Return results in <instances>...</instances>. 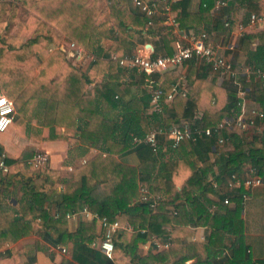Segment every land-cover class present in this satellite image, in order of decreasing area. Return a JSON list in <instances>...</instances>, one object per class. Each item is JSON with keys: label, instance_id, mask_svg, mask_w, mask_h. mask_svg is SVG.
<instances>
[{"label": "trees", "instance_id": "obj_1", "mask_svg": "<svg viewBox=\"0 0 264 264\" xmlns=\"http://www.w3.org/2000/svg\"><path fill=\"white\" fill-rule=\"evenodd\" d=\"M24 1L25 5L41 18L35 38L28 44H22L24 47L34 45L35 54L26 60V66L18 62L14 68V82L4 84L7 95L13 99L18 110L23 111L31 103H28L31 99H44L47 103V125L53 120L52 123L65 125L67 130L76 129L79 136H75L74 141L85 145L92 144L100 152L78 166L71 173L72 178L64 181L60 201L65 204V217L52 215L46 207V202L57 195L61 184L58 173L53 170L47 176L38 173L27 178L23 184L22 198L7 200V191L12 186L15 170L19 168L18 161L8 157L7 162L11 169L6 175L0 173V187L4 186V190L0 191V249L7 248L6 253L14 255L19 264H33L34 257L29 254V248L9 249V246L32 233L39 234L52 245H58L67 215L79 212L86 205L91 211L107 217L110 221L125 216L133 230L119 232L115 238L114 252L109 257L94 246L98 236L97 221H81L75 231L72 256L64 258L61 264H124L118 258L119 252L130 259V264H166L173 258L181 261L180 264H187V260L191 259H194L191 264H255L251 254L247 253L240 196L218 192L211 179L224 184L232 173L241 175L249 161L259 169V174L264 176V134L246 142L240 134L233 132L231 135L237 142L235 148L224 159L215 152V161L204 149L207 142L212 143V146L216 143L217 134L211 137L203 134L197 141L184 140L177 148H173L177 156L168 161H161V150L157 153L146 143L134 145L133 142L135 137L144 138L150 132L153 121L158 123L157 126H162L191 120L192 126L215 128L224 118L241 111V99L238 97L236 85L229 80L224 81L222 85L207 81L196 83L194 80L196 87L199 85L196 95H177L169 115L164 120L159 113L149 115L145 112L150 97L145 100L133 98L124 101L115 96L111 85H96L88 92L90 83L96 77L122 81L117 60L97 57L89 72L84 73L65 63L60 50L42 52L40 40H52L53 29L57 28L90 52H96L104 39L110 38L113 40L110 52H115L117 57H121L132 48V38L135 34L144 30L148 20L147 14L133 10L129 0L112 1L109 19L104 17V11L99 8L96 0ZM191 1L178 0L171 4L173 10L181 13L178 20L182 28L210 18V9L214 2L209 0L207 7L193 13L190 11ZM247 1L250 15L264 14V4H258L254 0ZM36 19L32 18L31 21L36 23ZM230 27L233 28V24ZM254 39L258 41V45L252 50L251 41ZM241 51L247 56L250 67L264 71V29L244 34ZM60 66L67 71L62 73L63 76L60 75L61 78L52 79L54 70ZM170 82L171 77L168 75L165 83L166 94L171 90ZM244 84L248 85L246 82ZM250 91L257 103V110L264 113L263 82L259 80ZM101 102L106 103L105 111L123 109L126 112L117 118L109 117L101 110ZM80 119L86 120L85 129L77 127ZM67 134L69 138L73 137ZM222 135L227 137L228 132L223 131ZM0 151H3L2 147ZM129 152H135L139 158L137 169L140 178L121 176L120 171L125 168L121 156ZM32 155L26 152L21 158L25 160L24 167L36 171L26 163ZM215 165L220 168L218 172ZM151 178L157 181L158 188L166 195L165 199L157 202L155 209L151 207L150 201H134L137 188L135 182L138 179L148 181ZM228 195L231 200L236 201L235 208L224 206V213L210 212L209 206L215 202V197H220L223 203ZM168 204L174 206L175 213L166 209ZM167 225L172 226L171 231L165 229ZM197 226L212 228L207 243L186 240V237L194 234V227ZM227 234H232L237 239L231 256L223 258ZM154 235L170 238L171 246L150 252L136 261L139 245Z\"/></svg>", "mask_w": 264, "mask_h": 264}, {"label": "crops", "instance_id": "obj_2", "mask_svg": "<svg viewBox=\"0 0 264 264\" xmlns=\"http://www.w3.org/2000/svg\"><path fill=\"white\" fill-rule=\"evenodd\" d=\"M17 4L22 3V0H16ZM30 1V0H29ZM99 8L104 11V17L110 18V3L114 0H96ZM130 5L133 10L140 11V8L135 3V0H129ZM150 5L155 6V15L153 18H148L145 28L142 32L136 33L132 38L133 46L129 49L124 56L118 58H124L127 56H133L136 54H143L149 56H158L165 54H172L175 49V42L179 37H184L185 33L190 31H195V33L207 32L215 48L228 59H231L238 67L249 66L247 61V56L241 51V40L242 36L246 33H255L264 29V24L253 23L251 21V15L248 10L247 0H230L228 6L217 7L216 0H211L214 2L212 8L210 9V18L202 23L193 24L190 27L182 28L178 20V16L181 14L178 10H173L169 13L165 10V6L172 4L178 0H144ZM258 4H264V0H254ZM206 4V5H205ZM209 0H192L190 4V11L197 13L201 8L207 7ZM18 6L12 0H0V94L7 97V91L4 84H11L14 82V68L22 62L21 65L26 66L28 62L27 59H31L35 54L34 45L24 47L22 44H28L33 40V34L37 33L38 22L41 20L27 5ZM262 15V14H261ZM264 15V14H263ZM173 17L176 19L177 24H172L168 19ZM32 18H37L36 23L32 22ZM228 18H232L233 28L226 27L225 21ZM32 20V21H31ZM149 20L152 23H149ZM30 22V24H29ZM54 38L51 40L42 38L41 48L42 52H54L60 50L62 52L64 62L71 64L76 69L81 72L88 73L92 63L97 57H110L114 58L113 55L117 54L115 52H110V47L113 44V40L110 38L104 39L102 45L97 49L96 52H90L85 48L88 53V57L82 60L70 59L67 57L66 53L61 50V47L66 46L70 41H74L68 38L64 33L59 31L57 28L53 29ZM35 38V37H34ZM76 42V41H75ZM78 43V42H77ZM80 44V43H78ZM81 45V44H80ZM258 41H251V48L255 50L257 48ZM233 47V48H231ZM39 49V48H38ZM17 61V62H16ZM41 63V61H40ZM118 69L122 74V81H109L106 77H96L92 81L87 89L90 92L96 85L104 86L111 85L114 88L115 96H118L124 101L130 99H144L150 97L151 86L148 81V76L138 70L132 68L128 65H120L119 61ZM64 65V64H62ZM61 67V66H60ZM186 74V83L189 90L190 96H195L197 89L194 80L197 82H211L217 85H222L224 81L229 79H221L214 72H212L209 67L200 59H192L185 62L181 66H177L171 70L165 71L164 74L157 76V80L162 82L165 86L168 75L171 77V84L179 76ZM63 76V75H62ZM62 76L60 74L52 76V79H59ZM193 76V77H191ZM230 81V80H229ZM232 82V81H230ZM259 83V80L253 78L251 83H248L247 88L249 89L247 94L244 96L243 102L247 110H257V103L252 98L251 89ZM237 87V86H236ZM238 89V87H237ZM10 98V97H9ZM11 99V98H10ZM13 100V99H12ZM31 99L26 107V109L18 110L16 104V118L11 129L8 130L6 136L3 140H0V147L7 153L9 158H13L18 161L19 168L15 171L12 180V186L7 191V200L11 199H21L24 191L23 184L24 181L35 174L48 175L50 171H55L59 175L60 187L58 189L57 195L51 200L46 202V207L51 212L52 215L56 217H65V204L60 201V194L62 192V185L66 179H71V173L80 165L86 163L88 160L97 155L100 150L91 145H85L80 142L74 141L79 133L76 134V129L67 130L65 125H60L57 123L46 124V112L47 106L44 99L33 100ZM172 102H167L165 104V111L159 116L161 119H165L169 115V111L172 109ZM101 110H104L106 103L100 104ZM24 112L25 124L21 123V114ZM71 113V110H69ZM126 112L123 109L104 110V113L109 117L117 118ZM147 114H156L150 108L145 110ZM158 114V113H157ZM200 116V114H198ZM191 120H182V122H190ZM193 122V121H192ZM181 123V122H180ZM158 123L153 121L151 123V128L157 126ZM173 124V123H172ZM77 127L80 129H85L87 127V122L85 119L78 120ZM73 129V128H72ZM228 132V131H226ZM242 139L246 142L251 141L255 136H262L264 131L259 127L251 128L249 130H237L236 131ZM73 136L68 137V134ZM233 132H228L227 137H225V142L220 143L218 140L215 144L206 143L207 146L204 149L206 154H208L213 161L216 157L214 153L223 159L228 156L230 151L235 148L236 140L231 135ZM76 136V137H75ZM164 141V140H163ZM168 141L164 142V146L161 150V161H168L171 158L177 156L173 148L168 146ZM135 145V144H134ZM209 148V149H208ZM38 150L48 151L51 155L50 163L43 169L32 170L29 167H24L23 162L25 161L21 157L25 155L26 152L34 154ZM30 155V154H28ZM30 158V157H29ZM121 162L124 170L121 173L122 178L126 175L132 177H139V171L137 165L139 164V158L135 152H129L121 156ZM254 165L250 161L246 163L245 169L242 174L247 173V169ZM122 169V168H121ZM120 169V170H121ZM219 166L215 165V170L218 172ZM3 175V174H1ZM213 176L211 175L210 178ZM182 178V177H181ZM214 180V179H211ZM181 181V180H180ZM178 182V187L180 188L181 182ZM137 188L135 190L134 201H139L141 196L142 186H148L150 190L160 195L161 199H165L164 192L158 188L157 181L154 178L151 180H137L135 182ZM223 184V183H221ZM224 185V184H223ZM4 190V186L0 187V191ZM238 196V195H234ZM239 197V196H238ZM241 198V197H240ZM60 201V203H59ZM220 197H215V202L213 204L217 205V211L219 213L226 212L225 207L222 203ZM242 211L241 218L245 222V243L247 247V253H250L255 264H264V185L257 186L250 191V197L247 200L241 198ZM236 207V201L232 200L230 208ZM155 209V208H154ZM166 209L170 212L175 210L172 204H168ZM176 211V210H175ZM123 226L129 224L125 216H119L118 218ZM81 221H91L84 218L79 212L75 215L68 217L66 224L63 225V233L61 235V240L58 245H52L37 233H32L26 237H23L9 246V249L16 247L29 248V254L34 257L33 264H61L64 258H71L72 252L75 245V231L78 228ZM98 223V222H97ZM132 226V225H131ZM133 227V226H132ZM166 230L171 231L172 226L167 225ZM131 231V230H128ZM102 234V228L98 223V236ZM212 228L208 226H197L194 227V234L186 237V240L191 241L196 237L198 242L207 243L211 237ZM157 236V235H154ZM153 236V237H154ZM152 237V238H153ZM159 237V236H157ZM152 238L145 243H141L138 248V257L136 261L140 258L147 256L150 252H157L154 247V241ZM162 241L168 240L167 238L159 237ZM237 237L232 234H227L225 238V248L223 251V258L226 256H231L232 248L236 242ZM60 247H67L68 251L63 253ZM96 247V246H95ZM98 248V247H97ZM7 248L0 249V264H19L14 255L6 253ZM118 258L124 264H130V259L127 258L123 253H118ZM219 258V259H223ZM194 262V259L187 260V264ZM181 261H177V258L169 260L166 264H180ZM135 264V263H134Z\"/></svg>", "mask_w": 264, "mask_h": 264}, {"label": "built area", "instance_id": "obj_3", "mask_svg": "<svg viewBox=\"0 0 264 264\" xmlns=\"http://www.w3.org/2000/svg\"><path fill=\"white\" fill-rule=\"evenodd\" d=\"M230 0H216L217 7L228 6ZM136 5L140 10L147 14L149 18L155 15V6L150 5L144 0H135ZM206 5V4H205ZM165 10L172 12L171 4L165 6ZM172 24H177L173 17L168 19ZM251 21L253 23L264 24V15L252 14ZM151 24L152 21L149 20ZM230 22L225 21L226 27H230ZM233 48V47H231ZM61 50L66 53L67 57L75 60H82L88 57L85 48L75 41H70L66 46H62ZM114 59L119 61L120 65H128L132 68L144 73L148 76L150 82V108L153 112L163 114L164 104L172 102L177 95L187 96L189 90L186 83V74L179 76L171 84V90L166 94L165 86L162 82L157 80V76L163 75L165 71L171 70L177 66L183 65L194 58L204 61L209 69L214 72L221 79H229L238 87V97L241 99L239 105L241 111L235 115L226 117L215 128L203 129L199 126H192L190 122L173 123L171 125L153 126L150 132L144 138L135 137L134 144L146 143L153 148L154 152H159L168 141L171 148H177L181 142L186 139L197 141L201 135L214 136L218 135V142L224 143L225 137L222 135L223 131L236 132L237 130H249L251 128L259 127L264 131V113L259 110H247L243 102L244 96L248 92L246 83H251L253 77L262 81L264 84V71L254 69L250 66L238 67L231 59L221 54L213 44L210 35L203 31L195 33L190 31L185 33L184 37H179L175 42V49L172 54L149 56L143 54H136L124 58H118L113 55ZM244 79L242 80L241 78ZM244 81V82H243ZM166 96V98H165ZM16 106L12 99L0 94V132L8 131L14 124L16 118ZM164 140V141H163ZM165 147V146H164ZM8 155L3 150L0 151V173L6 175L11 165L7 162ZM51 160V155L48 151H36L26 163L36 170L45 168ZM213 186L218 192H228L233 195L240 196L244 201L250 197V191L257 187L264 185V176L259 174V169L252 165L247 169V173L238 174L232 173L226 179L224 185L213 180ZM160 195L154 194L148 186H142L140 200L151 202V207L156 208ZM232 200L231 196H225L223 200L224 206H230ZM210 212L218 213L217 205L209 206ZM176 211L173 210V213ZM80 213L84 215L87 220H96L102 228V234L96 238L94 246L98 247L104 254L111 257L115 249V238L121 230H133V227L128 224L123 226L119 219L110 221L105 216H100L98 213L91 211L88 206H83ZM76 213L68 214V217ZM197 240L196 237L193 238ZM154 247L157 249H168L172 242L168 240L162 241L159 237L154 236ZM63 253L68 251L67 247H60Z\"/></svg>", "mask_w": 264, "mask_h": 264}, {"label": "rangeland", "instance_id": "obj_4", "mask_svg": "<svg viewBox=\"0 0 264 264\" xmlns=\"http://www.w3.org/2000/svg\"><path fill=\"white\" fill-rule=\"evenodd\" d=\"M13 2H14V4H16V7H17V9H18V6L17 5H19V7L20 6H25V1L24 0H22V3H20V4H17L16 2V0H12ZM21 1V0H20ZM227 19V18H226ZM228 20H229V22L232 24V21H233V19L232 18H228ZM231 24H230V26H231ZM37 35V33H35V34H33V39H34V37ZM67 71V69L66 68H61V67H59V69H57V70H54V72H53V75L52 76H55V75H58V74H60V75H63L62 73H65ZM51 76V77H52ZM20 114H21V123H23V124H25V122H23L24 121V115H27L26 113H24V112H20ZM12 128V127H11ZM10 128V129H11ZM6 133H8V131H6V132H0V140H3L4 138H5V136H6Z\"/></svg>", "mask_w": 264, "mask_h": 264}]
</instances>
